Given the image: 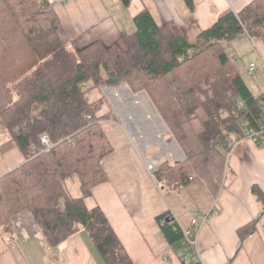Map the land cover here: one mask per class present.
<instances>
[{"label": "trees", "instance_id": "obj_1", "mask_svg": "<svg viewBox=\"0 0 264 264\" xmlns=\"http://www.w3.org/2000/svg\"><path fill=\"white\" fill-rule=\"evenodd\" d=\"M186 1L194 8V0ZM133 21L134 30L122 32L124 46L97 41L72 50L48 0H0V39L22 36L36 61L14 81L0 68V125L25 156L0 176V228L11 231L15 216L27 210L53 248L85 230L106 264H136L93 196L107 180L103 160L114 150L107 131L115 115L103 110L104 94L89 95L112 85L110 78L151 99L184 153L178 162L161 160L152 172L165 196L195 178L214 193L224 185L242 122L264 119V90L250 86L226 44L243 33L264 42V0L227 10L194 43L177 24L159 25L146 8ZM241 100L244 109L238 108ZM252 191L263 214L264 191L257 185ZM156 218L172 248L182 249L184 263L193 264L184 228L172 213ZM257 221L239 228L242 241Z\"/></svg>", "mask_w": 264, "mask_h": 264}, {"label": "crops", "instance_id": "obj_2", "mask_svg": "<svg viewBox=\"0 0 264 264\" xmlns=\"http://www.w3.org/2000/svg\"><path fill=\"white\" fill-rule=\"evenodd\" d=\"M251 1L194 0L191 8L186 0H130L127 10L132 11L125 14L121 0H48L75 49L97 41L124 46L122 32L135 28L128 26L126 19L134 24L133 17L144 8L159 25L177 24L194 43L223 12H238ZM257 42L264 58V42ZM101 88L115 115L108 120L107 131L114 150L103 160L107 180L93 188V196L131 259L136 264H185L182 249L172 248L157 222L158 215L169 211L182 229L197 219L204 264H264V213L252 191L254 185L264 191V146L248 139L241 142L228 160L227 176L217 193L202 178H195L165 196L148 164L182 160L181 147L169 138L166 125L145 93L135 94L124 83ZM5 131L0 126V176L25 162L23 152L13 142L8 141L9 147L2 144L8 138ZM255 219V232L242 241L239 228ZM0 264L106 262L85 230L53 248L25 210L15 216L11 231L0 228Z\"/></svg>", "mask_w": 264, "mask_h": 264}, {"label": "rangeland", "instance_id": "obj_3", "mask_svg": "<svg viewBox=\"0 0 264 264\" xmlns=\"http://www.w3.org/2000/svg\"><path fill=\"white\" fill-rule=\"evenodd\" d=\"M123 6L124 9L127 10V6L124 3ZM131 11L132 9H128L127 12L124 13H131ZM126 24L130 27L135 26L132 21H127V19ZM226 48L227 53L234 56L237 59L238 65L243 68L242 71L245 75V79L250 86L257 92L264 90V58L260 50L261 43L251 41L247 34L243 33L228 42ZM71 49L75 50L73 44H71ZM35 62V58L22 36L0 39V68L9 81H14L16 78L20 77L24 71L30 69ZM251 62L257 65L255 77H250L247 72ZM102 94L101 89L93 91L89 96L91 99H96L101 97ZM110 108L112 107L109 99H107L104 103L103 110L106 111ZM0 126L4 128L2 125ZM5 133L8 135V138L3 139L1 142L9 147L10 144L8 141L12 143L13 140L7 131H5Z\"/></svg>", "mask_w": 264, "mask_h": 264}, {"label": "built area", "instance_id": "obj_4", "mask_svg": "<svg viewBox=\"0 0 264 264\" xmlns=\"http://www.w3.org/2000/svg\"><path fill=\"white\" fill-rule=\"evenodd\" d=\"M257 70V65L253 62L250 64L249 69L247 70L249 75H252L255 73ZM239 109H244L245 104L244 101L241 100L238 104ZM242 131H243V136L237 139L233 146V150L241 144L244 140H251L257 144L264 143V119H258L254 120L253 122H242ZM40 142L48 149L51 147V143L49 142L48 138L45 135H42L40 137ZM32 148L38 149L37 145L34 143L31 144ZM155 164L150 162L148 164V169L150 171H153L155 169ZM191 225L194 227L199 226V223L196 218H193L191 220ZM184 235H185V240L184 243L187 246V252L189 253L191 257V261L193 264H204L200 249H199V244H198V231L193 232V229L191 228H184Z\"/></svg>", "mask_w": 264, "mask_h": 264}, {"label": "water", "instance_id": "obj_5", "mask_svg": "<svg viewBox=\"0 0 264 264\" xmlns=\"http://www.w3.org/2000/svg\"><path fill=\"white\" fill-rule=\"evenodd\" d=\"M109 82L115 84V83L119 82V79L118 78H110Z\"/></svg>", "mask_w": 264, "mask_h": 264}]
</instances>
